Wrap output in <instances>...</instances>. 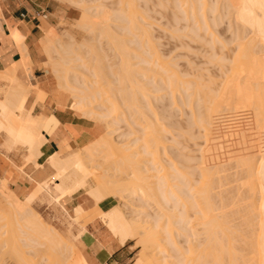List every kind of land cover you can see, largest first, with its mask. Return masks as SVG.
Returning <instances> with one entry per match:
<instances>
[{
  "label": "rangeland",
  "instance_id": "1",
  "mask_svg": "<svg viewBox=\"0 0 264 264\" xmlns=\"http://www.w3.org/2000/svg\"><path fill=\"white\" fill-rule=\"evenodd\" d=\"M195 1L200 2L198 0H195ZM195 1L194 0H183V1L182 0H73V3L75 4V6L81 9L80 18L72 22L61 23L59 26H52L51 29L45 30L43 33L45 34L47 32H51L52 29H54L57 35L58 36L60 35L59 37L64 36L67 33H71L75 36V39H76L75 42H68L67 41L68 37H66V35L65 37H63L64 39L63 42H66V41L67 42L64 43L63 46L56 45L55 48H53V51L51 54L52 58L50 59L51 65L46 64L48 62V59H47L48 56L43 50L42 45L39 41V53H41L40 55L41 70L37 72V77L35 78L32 72L33 60L31 59L28 53V50H25V48L27 47L24 42L25 38L24 37L21 38V34L19 33L18 38H15V39L21 51V55H22L21 59L18 61H13L10 66H7L3 70L0 69V85L3 89L9 88L8 85H10L11 83L10 80L8 81L7 79H4V76L6 75L5 71L9 67L12 66V73H11L12 76L13 75L19 76V74H21V81H23L22 75L28 78L34 77V78H31L33 79L31 80L32 81L31 83L35 85L38 84L37 86L43 89L44 91H46L45 90L46 88L51 87L54 90V93L57 96H59L61 100L63 99L64 104H66V102L69 101V98L71 95L74 96V98H72L71 101L80 102L82 97L85 96V93H84L85 91L87 93L90 88H95V86L98 89L103 90L104 89L103 86L106 85L105 94H104V90L103 92L101 90L100 91L101 94L99 93L101 97L100 95H98L99 97L96 98L97 100H93L91 99V97L89 98V102L93 101L94 105L93 104L87 105V109L93 112V114H88L90 115L88 118H91L92 120H94L95 122H98L101 125L103 133L100 137L106 136L109 132V136L107 135L108 138H110L112 141L114 140L117 143V145H119V147L122 146L123 149H126V148L131 149V147L133 146L132 148L133 150L134 146H136L137 144V147L133 151L131 150V152L129 153L133 152L131 157L134 156L132 158H135V160H136L135 155L137 153L138 154L140 153L139 155L137 154L136 156H138L137 159L140 160V161L138 160V163L141 162L139 164L141 166L140 168L141 171L144 170L142 173L145 174L148 169L150 170V168L151 169L156 168L155 166H157V169H160V171L156 169L154 170L152 169L154 172L152 170H150L152 172L150 171L147 172L144 177L148 178V180H149V177H151V176H148V174L150 175L151 173V175L153 174L152 177H155V175H157L159 172L161 173L163 172L162 174L160 175L158 174V175L160 177L161 176L165 177V179L164 178L163 179L165 181H168V183L170 184H175V183L177 185L178 183L182 184L184 183L183 182L184 180L189 178L190 180L187 179L186 181H189L190 184H192L193 182L196 183L198 181L196 184L194 183L192 184L193 187L195 188V190H193L194 193H198V191H201V190L208 191L209 201L211 202L213 210L212 212L208 213L206 216L202 215L201 213L200 214L196 213L197 210L199 209L207 210L205 207V203H204L205 200L203 199L204 196H202L203 194L200 195L198 193V195L196 196L197 198H194V200L197 201L196 208H191L193 206H191L189 202L187 204L191 207L187 208L188 205H186V202L182 201V203H185L186 205L185 206L186 208L183 207L182 209L181 204L179 203V208H181L183 212L184 210H188L189 215H187L188 213L187 214L185 213V215L187 216L186 218H184L185 219L184 222L187 220L188 216L191 219V222L188 225L189 226L188 228L198 229V230L196 229L195 231L193 230L195 235L193 238L190 237L191 239H193L194 241L193 243L195 244L194 245L192 243L193 246H191L192 244L189 243L190 241L188 242V240L185 237H183L184 239L182 238V236H185L187 234L185 233L186 230H183L182 232V228L179 227L181 225H184L183 224L184 222L181 220L179 223H177L178 220H180L179 217L181 216L179 215L181 214L180 209H179L180 211L179 212L178 209L174 211V209H176L174 208L173 209L174 212H172L171 214L170 213L171 209L169 208L170 209L169 210L163 201H161L162 203H160L159 201L157 202L160 196L159 197L156 196L155 192L157 193V191L154 188H152L151 185H153V182L156 183L157 181H159L158 175L155 178H152V177L150 178V181H151V183L149 182L150 185L148 184V180H146V178H144V180L147 181L145 183H144V180H140V181H143L141 182V184L144 183V185L146 186V190H148L149 187H151L152 190L153 189L155 190V192L148 191L150 192L149 194L152 193V198L149 197L150 196L149 194H147L145 197L143 196L144 197L143 198V197H140L141 195L139 193L140 192L139 189H142L143 187L138 186L140 185L138 184V182L133 184V181H137V179L135 180L133 176L135 174H132L133 171H132L131 166H129V170H131L130 173H125V171L127 172L128 170L125 167L126 164H124L126 160H124V163H120L119 160L122 161V158L119 159V157L117 156L116 158L114 157L115 159L110 157L109 158L110 160L107 159L108 162H106V160L101 159L102 160V163H101V160L97 158L96 156V158L99 160V161L98 160L94 161L95 168L93 167V169L96 170L93 175V177L95 178L94 180H95L96 187L102 190L105 194L109 192V189L114 188L116 192H119V193L117 194L115 192H112L110 197L114 199L116 206L119 205L120 208L122 207L121 209L125 208V211L128 213V215H130V218L135 217V221L136 219L139 221L138 223L135 222L136 225H134L133 231L135 232V234L133 232L132 237H130V239L127 241L129 242L130 240H133L131 243L134 245L131 247V249L133 250L135 249V251L133 252L134 262L138 255H143L147 253V261H148L147 263L148 264L150 263L152 264H157V263L158 264H166V263L167 264H173V263L178 264L180 261L177 263L176 260L178 261L179 257L176 258L175 254H178V252H181V251L185 252L188 249V247L189 248L195 247L194 249L190 248L189 250H187L185 254L183 252L184 257L186 256L185 257L186 259L189 258L186 261L191 262V263L188 262V264H193V263L195 264L196 262L199 264L200 261H202L200 263L206 262V264H218L219 262L217 258L221 259L219 256L221 257L223 256V258L225 259L223 258L222 259L224 263L227 264V263L232 262V255L233 253L235 254V252L238 253L239 257L240 256L242 257L243 255L244 258H241L242 262H239L243 264L244 259L249 258L252 255L250 250L252 246H254L253 245L255 243L254 241H256L257 238L259 237L258 235L261 232L260 228H262V225H263V223H261L262 222L261 217L258 214L259 212H257L258 209H252L253 208L252 205L257 207V205L260 204L259 201H261V196H260L261 192L257 189V191L255 192V197H254L255 200L254 198H251V195H249L250 192L248 190V185H247L248 171L246 169H243L240 166H237V167L235 166V167L230 168L227 171H223L222 173H220L222 174L223 177L219 175L220 181L216 177V175H213L214 178L211 175L214 172V169H215V172L217 169L215 167L213 168L214 159L217 160L218 157H221L222 159H224L225 157L231 154L232 155L240 154V153L248 154V152L250 155L252 154L254 155L257 152V150H259L260 152V147L264 144V141L262 138V135L264 134L262 133L263 125L255 124L256 123V120H255L256 111L258 109H260L261 111H264V93H263L264 92V83H263L264 82V62L261 61V58L263 57V55L261 56V54L263 53V50L261 49L262 45L261 43H259L258 38L254 37L253 39L254 35H252L250 29L242 26L240 23L236 22L233 19L234 13L236 11V7L238 6L237 5L238 0H205V1L201 0L203 1V3L202 2L199 3L200 5L199 4L197 5ZM192 2H195V3L193 4ZM204 2H206L205 5H204ZM96 6H103V7L105 6L104 9H101V14H103L107 10L108 13L111 14L110 15L111 17H115V15L117 16V13H118V16L114 18L115 20L110 17L109 18L110 21H108V24H107L108 26L101 27V28L92 27L88 21H85L84 23H81V21L80 22L78 21V20H81L83 14H87L88 12L90 13L91 11H94ZM121 9L124 10V13H122L123 11H121ZM119 11L121 12V14H124V15L122 16ZM119 17L120 19L117 20ZM205 18L207 19V21ZM203 21L204 22L206 21L207 24L206 22L204 23ZM208 25L210 26L209 28H207ZM213 33H216V34H213ZM70 51H73L74 54L69 55L68 52ZM123 51L127 54L126 58H129V57L133 58L130 61L132 62V60L133 61L135 60L136 63L139 62V65L142 61L141 59H145L143 60L142 62L143 64H141V67L136 65V67H138L141 70H139L136 67H133L135 68L136 75L130 72L131 74H133L132 75L133 78H130V79L134 80L136 83L134 81L129 82L128 79L129 77H131V75L127 78L125 76L127 74H124L122 72L123 70L121 69V65L123 67V64L120 62L123 60L121 58L122 56H124L122 55L124 53ZM155 53L158 54L157 56H159V58L156 55H155L156 57L152 55ZM150 55H152V58L150 57ZM69 56L70 57L74 56V59H76L75 56H77V58L79 57L78 58L79 60L76 59L77 61L76 60H75L76 62L74 61L76 64L75 68L71 67V65L74 62H72L71 65L70 63L67 64V61L68 60L70 61ZM147 58L148 59L150 58V60L152 61L155 59L154 60L155 63L153 62L154 64H152L151 62L149 65L146 64V62L144 63V61L148 60ZM128 60L129 59H127V61ZM135 62H132V63L134 64ZM162 67H165V68H162ZM138 70L140 73L141 72L143 74L145 73V75L147 73L148 74L147 76L153 79L152 82H154V78L155 80H157L156 83L154 82L155 84L153 83L149 84L150 83L148 82L150 80L149 77L148 78L145 77V79L144 77H142L143 79L140 77L142 81L141 83L144 84L142 85L144 88L143 91L145 89H148V91L145 93L144 92L142 93V91H140V89L138 88L139 86H141V83L140 85H138L137 83V80L139 79V74H137ZM112 72L113 73L115 72V74L110 75ZM117 73H119L121 76L117 75ZM105 77H108V78H105ZM115 77H117L118 79H116ZM120 78L122 82L121 80H119ZM124 80L125 81L127 80V81L125 82ZM109 81H110L111 86L108 84ZM144 81H147V83ZM180 81H182V83H180ZM102 82L104 83L102 84ZM233 83L234 84L236 83L235 86L236 87L238 86L239 88L238 89L239 93H238L237 89L235 90L236 87L235 88L233 87L237 94L232 88V86H234ZM131 85H135V88L134 86L130 88ZM101 86L103 88H100ZM108 86L112 87V89ZM256 86L258 88H256ZM107 87L109 88V90ZM133 88H134V92H133ZM115 89H118V90H115ZM124 90L127 91L126 93L129 95H127ZM129 90L132 91L131 92L132 96ZM240 90H242V94L244 93L243 94L244 96L240 93ZM138 91H140L141 93H139ZM229 91H230V95H228ZM113 92L114 94H116L115 96L114 94L111 95V93ZM46 93L48 92L46 91ZM137 93H138L137 95L138 97L135 95ZM36 94H37V91H34L32 93V96L29 98L28 102L26 103L27 105H25V108L21 113L22 119L26 116L29 108L32 106V101ZM252 94L257 95L256 100H251L250 96ZM133 95L136 96V98ZM224 95L226 97L235 96L236 99L235 97L234 98L232 97V98L233 100H237L235 101L237 104L235 103L236 105H232V104L228 105L222 102L224 99ZM242 96L245 101L243 100V98H241ZM132 97H134L135 99L138 98V100L134 101L135 99H133ZM108 98H110V101L112 103L109 101ZM127 99H129V101ZM240 100L243 103L241 102L238 103V101ZM220 101L224 103V105H222ZM133 102H137V103H133ZM218 104H221L222 107H217V106H220ZM253 104L255 105L253 106ZM227 107H228V110H227ZM121 109L122 111H120ZM247 109L251 111L252 117H253L248 124L245 122L239 123V125H236L237 128L228 129L229 131H226V130L220 131L221 135L217 131H215L216 130V119L218 118V116L229 114V113H236V112L238 113L240 111H245ZM74 110L83 115V113L79 111L78 109L74 108ZM116 110L119 112H117ZM206 112H208L207 115L205 114ZM134 113L136 116L134 115ZM209 113H211V116L213 115L212 116L213 119L211 122H208L210 121L209 119L212 118L209 115ZM214 114H216V116ZM88 115L86 114L84 116L87 117ZM124 115L125 117H123ZM202 117L206 118L209 124L205 122L202 123L201 122ZM116 119L118 122H115ZM1 122L2 123L0 124V127L2 126L6 128L10 127L8 122H6L5 119ZM210 123H213V124L210 126ZM165 124L167 127L165 126ZM244 124L246 126L243 127L242 125ZM243 128L245 129V132L247 131L248 133V135L247 133H245L246 134L245 136L246 140L244 139L245 141H243V137L241 136V134H239L240 130L242 133V130H244ZM167 130L170 132H168ZM233 132L235 133L237 132L238 134L234 133L235 135L233 134V136L231 137V134ZM146 133L147 134L149 133L148 135L150 134L151 135L148 136ZM155 133H158V134L155 135ZM225 134L227 136L229 135L230 136L226 137L224 136ZM129 135L131 136V138ZM147 136L150 138L151 136H154L152 137L153 139L151 138L154 142L152 140L146 142V139L148 138ZM172 137H174L175 139ZM180 137L182 138L181 140L179 139ZM225 138H228V139L233 138L234 140L229 139L230 141H228V139H225ZM0 139H1V134H0ZM137 139L139 141L141 139L142 142H139L140 144L136 143ZM167 140L170 142H168ZM157 141H159V144L162 143L161 144L162 146L161 145L159 146ZM149 142H151L150 146L152 150L149 149L148 147ZM1 143L2 142L0 141V158L2 159L4 158L6 162L13 164L14 166H18L22 170L26 169V171H28L27 173L29 174H31L32 171H35L37 168H39V165L28 162L29 161L27 160L28 151L22 143L12 146V148L10 147L11 148V149L9 148L10 150H7L6 149L7 147H4L3 143L2 144ZM143 143L145 144L148 143V144L146 145L147 147L141 149V146L144 145ZM164 143H166L168 146ZM184 144H186L185 145L186 147L184 146ZM243 145L246 146L247 149ZM152 146H155V148L154 147L152 148ZM163 146L165 150L161 149ZM166 147L170 149L167 150ZM81 148L82 150H85L86 148H88V145L83 146ZM147 148H148L147 150L148 152L152 151L153 153L151 152L148 155H147L148 152L143 153V149L146 150ZM138 149H140V152H138L139 151ZM153 149H156V150H153ZM157 149L160 152L157 151ZM126 151L128 153V150ZM154 151L157 155L154 153ZM165 151H168V152L166 153ZM158 152L160 154L162 152L163 156L161 155L162 156L161 157L160 155H158ZM179 152L181 155L179 154ZM183 152L185 153L183 154ZM151 154L152 156L155 155L154 157L156 158V160L151 156ZM185 154L186 156H184ZM140 155L143 157L141 158ZM171 155L172 157L170 158L169 156ZM178 155L180 156L178 157ZM99 156L100 154L98 155V157ZM158 156H160L161 160L159 159ZM185 157L187 159H185ZM256 157L258 156L256 155ZM254 158H255V155H254ZM116 160H118L119 162H115ZM142 160H144V162ZM153 160L156 162H154ZM159 160L162 161L163 164ZM175 160L177 161L175 162ZM182 160L184 161L182 162ZM103 161H104V164H103ZM150 161L152 162L150 163ZM186 161L189 164H187ZM199 161L201 162V164ZM254 161L257 162V158H255ZM177 162L178 163L180 162V163L178 164ZM210 162H212L211 163L212 165L209 164ZM99 163L103 165L104 167H102ZM105 163H108V164L105 165ZM109 163H112V164H109ZM118 163L120 165H118ZM171 163L173 164V166L171 165ZM197 163H198V167H197ZM98 164H99V167H98ZM148 164H149V167L146 168L145 166H148ZM153 164H154V167L152 166ZM190 164L192 165L194 169L192 167H189L191 166ZM160 165L161 166L167 165V168L163 169L164 168L163 166L161 169ZM175 165L176 166L179 165L178 166L179 168L177 167L178 171L176 172V174H178L179 171L180 172L184 171V173L186 174L189 173L188 175L189 177L185 178V176H183L185 179L183 178L184 180H181V181L179 178L177 180H174L175 177L173 174L177 170V169L175 170L176 168ZM206 165H207V168H206ZM142 166H144L146 169L144 167H143L144 169H142ZM209 166L211 169H209ZM112 167H113L112 170L114 171V173H112L113 172L111 170ZM43 168L44 170H50L52 173L54 172L53 169L50 168L47 164L43 166ZM180 169L181 170L184 169V170L181 171ZM211 170L212 172H210ZM117 171L119 172L121 171V172L118 173ZM164 171L165 172L168 171L169 174L165 173ZM115 172L117 174H115ZM218 172L219 170L217 169L216 173L218 174ZM110 174L111 176L109 177ZM130 174H131V177L129 176ZM120 175L123 177H121ZM169 175L171 176V179H169L170 178ZM103 176L105 177L103 178ZM106 177H109L111 179V182L115 180L116 183L115 184L111 183V185H109L110 183L109 182L105 184L104 181ZM111 177H115V178H111ZM49 178H51V176H49L47 179ZM118 178L119 180L120 178H123L122 182H120ZM129 178L134 179V180L132 181ZM112 179L114 180L112 181ZM124 179L127 182H125ZM191 179L192 180L194 179L193 182H191L192 181ZM129 180L130 182H128ZM50 181L51 180L49 179L48 182ZM118 182H119V185L117 184ZM51 185L53 186L54 184L52 183ZM134 186L136 187L138 186L137 187L138 189L136 190L135 189L136 187ZM5 189L6 191H8L7 193L14 194L11 191L12 188L10 189L9 187H7ZM114 189L111 191H115ZM133 190H136L137 192ZM84 192L85 191H82L80 193L83 194ZM120 193H122L120 196L121 198L118 196L120 195ZM153 193L155 194L154 198L157 197L156 201L151 200V199H154ZM215 193H217V195ZM44 194H46V192H44ZM237 195H239L240 197H237ZM139 197L143 198L144 200L140 199ZM67 198L69 197H63L59 201H57L55 199L53 200V198L49 197L48 195L47 196L42 195V196H39L35 200L36 202L34 201V203L31 205L33 210L40 213L45 218L47 223L54 226V228L60 233V234L58 233L59 236L62 235V238L60 237L62 239V242L59 245H55V248H53L54 247L53 244H52L53 245L52 247L49 246L51 243L44 244L46 240L45 241L43 240L44 242H42L41 239H40L41 242L40 241L38 242L40 243V245L36 246L37 244L35 245L33 243L32 246L33 245L35 246L32 247L31 244H29L31 243L29 242V240L28 242L21 241L22 238H24L23 240L25 241L26 236L22 234L21 229L17 224V220L14 219V217H12V215H10L9 212H7V214L5 213L6 211H9L11 209V206L9 204L10 200L2 192V189L0 186V213H3L2 215L3 219L0 221V241L2 239V242H0V247H1L0 248V264H83L82 259L84 258V256L81 254V252L78 251V248L74 242L75 234L73 233L72 228H73V220H75V217L70 212L69 208L66 206L65 199ZM91 199L95 202V204H97L96 200H94L93 198ZM184 200L187 201V199H184ZM192 200L190 202H192ZM251 201H254L255 203ZM145 202H146V205H145ZM156 203H160V204H156ZM223 203L224 204L226 203V204L224 205ZM200 205L202 206L200 207ZM119 206H117V208ZM165 212L167 214L168 213L170 214L166 216L167 214L165 215ZM73 213L76 214L75 211H73ZM242 213L245 215V217H243ZM185 215L183 216L185 217ZM213 217L216 218V222L220 226L218 227V229H216L215 227L214 230L217 234H214L212 236L210 233L207 234V232L205 231V225L203 223L205 221L211 220V218L213 219ZM241 217L242 219H240ZM189 218L188 220L190 221ZM195 218H198V219H195ZM243 219L247 221H244ZM168 220L170 221L168 222ZM172 221L175 223L171 224ZM159 222H161V226ZM167 222L170 223L172 226L168 225ZM259 222L261 223V225ZM241 223L244 225H242ZM253 223H254L253 225L254 228L252 227ZM98 224H100L99 225L100 228L104 226L102 230L104 232H107V234H110L106 225H104L103 218ZM201 224H203L204 227ZM250 225H251V228L253 229H250ZM169 226L171 227L169 228ZM185 226H186V222H185ZM172 227L174 230L172 229ZM145 228H146V233H145ZM171 229L173 230V232ZM199 229H200V233H199ZM201 229L203 230L201 231ZM137 231L138 233L139 232L140 233L138 234ZM203 231L206 233H204ZM256 231L258 233H256ZM170 232H172V234ZM247 232L249 233L247 234ZM173 234L177 236V239L175 238L176 236ZM205 234L208 235V240ZM178 235L180 236L178 237ZM195 236L196 237L198 236V239L200 237V239L196 240L197 238ZM209 236L211 237V239H209ZM216 237H219L218 239L220 240L217 241ZM112 240H114L116 244H118L119 242L116 237L112 238ZM182 240L184 241L182 242ZM209 240L211 243L209 242ZM206 242H209L207 243L208 246ZM234 242H236L237 244L236 243L234 244ZM174 243L176 246L177 245L178 246L176 247ZM73 245L75 246V248H73L74 247ZM179 246H182V247H179ZM184 246H186L187 249ZM231 247L232 249H234L233 247L242 248V251L245 247L247 250L245 249V251L240 252V249H237L240 252L239 253L237 251L234 252V250L236 249L231 251L232 250ZM177 248H179V250H176ZM180 248H181V251H180ZM191 249L193 251H190ZM203 252L205 254H203ZM208 252L210 255L208 254ZM193 253H195V255L198 257L197 259ZM197 253H200V256L197 255ZM244 253H245V256L247 257L244 256ZM172 254L173 256L175 255L173 258L171 257ZM183 254L182 255L178 254V255L183 256ZM186 254H189V256L191 257H188V255ZM255 254L258 255L256 251L254 255ZM192 255H194V257ZM184 257H180V260H182V258ZM199 257L201 258L203 257L202 258L203 260H200L201 258L199 259ZM206 257L208 258L207 259L208 261H204L205 260L204 258ZM192 258H194V261H191L193 260ZM223 261L220 263H223ZM184 262H185V259H184ZM184 262H182V264ZM252 263L257 264V260L256 262L253 261Z\"/></svg>",
  "mask_w": 264,
  "mask_h": 264
},
{
  "label": "bare ground",
  "instance_id": "2",
  "mask_svg": "<svg viewBox=\"0 0 264 264\" xmlns=\"http://www.w3.org/2000/svg\"><path fill=\"white\" fill-rule=\"evenodd\" d=\"M183 1V0H182ZM195 1V0H194ZM198 1H200V2H197V1H195L196 3H197V5L199 4V3H203V1H201V0H198ZM205 1V0H204ZM195 2H192L193 4L195 3ZM187 3V2H186ZM205 3L206 2H204V5H205ZM191 4V3H190ZM237 4V3H236ZM103 5V4H102ZM192 5V4H191ZM190 5V6H191ZM200 5V4H199ZM238 6L236 7V11H235V13H234V20L236 21V22H238V23H240L242 26H244V27H246V28H248V29H250V31H251V33H252V35H254L253 36V39H254V37L255 38H258L259 40V43H261V45H262V50H263V53L261 54V56L263 55V57L261 58V61H263L264 62V0H238V4H237ZM105 6H107V5H105ZM104 6V7H105ZM104 7L103 6H96V8H95V10L94 11H91L90 13L88 12V11H86V12H88L87 14H83L82 15V18H81V20H78L79 22L81 21V23H84L85 21H88L89 23H90V25L92 26V27H94V28H96V27H107L108 25V21H110V15L111 14H109L108 13V11L106 10L103 14H101V9H104ZM189 7V6H188ZM204 7V6H203ZM192 8V7H191ZM85 9V8H84ZM195 9H196V7H195ZM194 10V9H193ZM200 10V9H199ZM121 11H123L122 13H124V10H122L121 9ZM195 11V10H194ZM120 12V11H119ZM85 13V12H84ZM120 14H121V12H120ZM122 16L124 15V14H121ZM117 16H118V13H117ZM116 15H115V17H117ZM115 17H111V18H115ZM123 18V17H122ZM5 19V18H4ZM120 19V17L117 19V20H119ZM201 19H203V18H201ZM206 19V18H205ZM115 20V19H114ZM125 20V19H124ZM206 21H207V19H206ZM205 21V22H206ZM204 22V21H203ZM204 22V23H205ZM80 23V24H81ZM206 24H207V22H206ZM13 26V25H12ZM207 26V25H206ZM1 27V26H0ZM210 26L208 25V27L207 28H209ZM45 31V30H44ZM210 31V30H209ZM19 30H17V29H14L13 30V32H12V36H14L15 38H18V34H19ZM214 32V31H213ZM21 33V32H20ZM33 33V32H32ZM213 34H216V33H213ZM63 35V34H62ZM66 35V37H68V42H75L76 41V39H75V36L73 35V34H71V33H67V34H65ZM65 35L64 36H61V37H59L58 35H57V33H56V31L54 30V29H52V31L51 32H47V33H45V34H43V36L41 37V39H40V43H41V45H42V48H43V50L45 51V53L47 54V56H48V62L46 63V64H49V65H51V63H50V59L52 58V51H53V48H55V46L57 45H59V46H63L64 45V43H66V42H63L64 41V39H63V37H65ZM24 36L21 34V38H23ZM214 39H215V37H214ZM95 40V39H94ZM94 40H93V42H94ZM97 40V39H96ZM151 41V40H150ZM261 41V42H260ZM96 42V41H95ZM150 43V42H149ZM148 43V44H149ZM154 43V42H153ZM261 45H260V47H261ZM152 47H153V45H152ZM253 48V47H252ZM148 49V48H147ZM25 50H27V47L25 48ZM149 50V49H148ZM262 50H260V51H262ZM37 51V50H36ZM124 52V51H123ZM155 52V51H154ZM44 53V54H45ZM125 53V52H124ZM122 54V55H124V56H122L121 58L123 59L120 63H122L123 64V67H122V65H121V69L123 70L122 72L124 73V74H127V75H125L127 78L131 75V77H129V82L130 81H134V80H131L130 78H133V74H131L130 72H132V73H134V75H136V71H135V68H133V67H136V65H138L139 67H141V64H143L142 62H143V60H145V59H141L140 61H141V63H140V65H139V62L138 63H136L135 62V60L133 61L132 60V62H135L134 64L130 61L131 59H133V58H131V57H129V58H126L127 56V54L125 53V54ZM158 53V52H157ZM157 53H155V54H152V55H158ZM68 54L69 55H73L74 54V52L73 51H70V52H68ZM136 54V53H135ZM40 55H41V53H40ZM152 55H150V57L152 58ZM160 55V54H159ZM130 56V55H129ZM132 56V55H131ZM155 56V57H156ZM76 57V59L77 60H79L78 58H77V56H75ZM136 57V56H135ZM139 57V56H138ZM146 57V56H145ZM149 57V56H148ZM158 58H159V56H157ZM161 58V57H160ZM66 59V58H65ZM69 59H70V61L68 60L67 61V64L68 63H70V65H71V63L72 62H74L76 59H74V56H72V57H70L69 56ZM127 59H129L128 61H127ZM148 59V58H147ZM162 59V58H161ZM249 59V58H248ZM76 60V61H77ZM138 60H139V58H138ZM150 58L147 60V61H144V63L146 62V64H150L151 62H152V64H154L155 63V59L152 61V60H150ZM157 60V59H156ZM160 60V59H159ZM75 61V62H76ZM126 61V62H125ZM164 61V60H163ZM75 62L73 63V64H75ZM154 62V63H153ZM162 62V61H161ZM131 63V64H130ZM158 63V62H157ZM71 65V67H76V64L75 65ZM128 65H129V67H128ZM120 66V65H119ZM118 66V67H119ZM130 66H132V67H130ZM163 66V65H162ZM148 67V66H147ZM151 67V66H150ZM136 68H138V67H136ZM143 68V67H142ZM162 68H165V67H162ZM131 69V70H130ZM139 69V68H138ZM137 70V69H136ZM139 70H141V69H139ZM139 70H138V72H137V74H139V79L137 80V83H138V85H140V83L142 82L141 81V79H140V77L142 78V77H144V79H145V77L146 78H148L149 76H147L148 74L146 73V75H145V73L143 74L142 72L140 73L139 72ZM257 71V70H256ZM119 72V71H118ZM126 72V73H125ZM146 72V71H145ZM158 72H160V71H158ZM164 72V71H163ZM195 72V71H194ZM11 73H12V66L11 67H9L6 71H5V76H4V79H7L8 81L10 80V85H8V87L9 88H7V89H3L2 87H1V85H0V122L1 121H3L4 119L6 120V122H8V124H9V128H6V127H2V129H1V131H0V134H1V139H0V141L3 143V145H4V147H7L6 149L7 150H10L11 148H12V146H15V145H17V144H19V143H22L23 145H24V147L27 149V151H28V155H27V160H29L28 162H33L34 164H37L38 165V163H37V159H38V157L42 154V147H43V145L45 144V142L47 141L46 140V138H45V135H44V133H43V131H44V126H45V123H46V121H47V119H48V116H46V115H44V114H34L33 113V107H34V105H36L37 103L36 102H39V101H42V100H44L47 96H48V93H46L43 89H41V88H39L37 85H35V84H33V83H31L32 81L31 80H33V79H31V78H34V77H31V78H28V77H25V76H23L22 75V80L23 81H21V74H19V76H15V75H11ZM160 73H162V72H160ZM182 73V72H181ZM193 73V72H192ZM112 74H115V72L113 73H111L110 75H112ZM155 74H156V72H155ZM184 74V73H183ZM108 75V74H107ZM106 75V76H107ZM117 75H120L119 73H117ZM143 75V76H142ZM149 75H150V73H149ZM185 75H186V73H185ZM114 76V75H113ZM121 76V75H120ZM119 76V77H120ZM162 76V75H161ZM109 77V76H108ZM108 77H105V78H108ZM123 77V76H122ZM135 77H137V76H135ZM134 77V78H135ZM159 77V76H158ZM116 79H118L117 77H115ZM125 78V77H124ZM150 78V80L148 81V82H150L149 84H155L156 83V81L157 80H155V78H154V82H152L153 81V79L151 78V77H149ZM111 79V78H110ZM143 79V78H142ZM157 79V78H156ZM102 80V79H101ZM100 80V81H101ZM103 80H104V78H103ZM108 80V79H107ZM119 80H121V78L119 79ZM147 80V79H146ZM164 80V79H163ZM180 80V79H179ZM178 80V81H179ZM111 81V80H110ZM110 81L108 82V84L110 85ZM125 81V80H124ZM127 81V80H126ZM125 81V82H126ZM167 81V80H166ZM256 81V80H255ZM112 82V81H111ZM121 82H122V80H121ZM135 82V81H134ZM133 82V83H134ZM144 82H146L147 83V81H144ZM184 82V81H183ZM252 82V81H251ZM104 82H102V84H103ZM114 83V82H113ZM112 83V84H113ZM136 83V82H135ZM145 83V84H146ZM180 83H182V81H180ZM264 83V82H263ZM107 84V83H106ZM128 84V83H127ZM164 84V83H163ZM250 84H252V83H250ZM98 85V84H97ZM115 85V84H114ZM114 85H112V86H114ZM117 85V84H116ZM142 85H144V84H142L141 83V86H139L138 88L140 89V91H142V93L144 92H147L148 91V89H145L144 91H143V86ZM147 85V84H146ZM231 85V84H230ZM233 85L234 86H232V88L234 87H236L235 85H236V83L234 84L233 83ZM258 85V84H257ZM111 86V85H110ZM110 86H108V87H110ZM134 86V88H135V85H131V87L130 88H132ZM167 86H168V84H167ZM252 86V85H251ZM99 87V86H98ZM104 87V94H105V88H106V85L105 86H103ZM102 86L100 87V88H103ZM107 87V88H108ZM116 87V86H115ZM114 87V88H115ZM129 87V86H128ZM142 89H141V88ZM164 87V86H163ZM22 88V89H21ZM51 88V87H50ZM111 89H112V87H110ZM130 88H128V89H130ZM134 88H133V92H134ZM153 88V87H152ZM156 88V87H155ZM231 88V89H232ZM234 88H233V90H234ZM241 88V87H240ZM256 88H258L257 86H256ZM110 89V90H111ZM123 89V88H122ZM127 89V90H128ZM157 89V88H156ZM159 89V88H158ZM237 89V92H238V86L235 88V90ZM102 90V89H101ZM100 89H98L96 86H95V88H90L89 90H88V92L86 93V91L84 92L85 93V96H83L82 97V99H81V101L79 102V101H71V99L72 98H74V96H72L71 94V96H70V98H69V100L71 101V106H73L74 108H76V109H78L79 111H81L82 113H83V115H88V114H93V112L92 111H89L88 109H87V105L88 104H90V105H94V103H93V101H90L89 102V98L91 97V99H93V100H97L96 98H98L99 96L98 95H100L101 93H100V91H101ZM103 90H102V92H103ZM108 90H109V88H108ZM114 90V89H113ZM115 90H118V89H115ZM126 90V89H125ZM124 90V91H125ZM164 90H165V88H164ZM234 90V91H235ZM247 90H249V89H247ZM260 90V89H259ZM258 90V91H259ZM34 91H37V94L34 96V100H33V102H32V106L30 107V109L28 110V112H27V114H26V116L22 119L21 118V113H22V111L24 110V108H25V105H27L26 103L28 102V100H29V98L32 96V93L34 92ZM120 91V90H119ZM130 91V90H129ZM140 91H138L139 93H141ZM153 91V90H152ZM163 91V90H162ZM245 91V90H244ZM111 92V91H110ZM117 92V91H116ZM121 92V91H120ZM123 92V91H122ZM127 91H125V93H126ZM132 91H130V93H131ZM136 92V91H135ZM260 92V91H259ZM64 93V92H63ZM100 93V94H99ZM129 93V92H128ZM149 93V92H148ZM153 93V92H152ZM235 93H236V91H235ZM239 93V92H238ZM240 93L242 94V90H240ZM246 93V92H245ZM264 93V92H263ZM103 94V95H104ZM112 94H114V92L113 93H111V95ZM127 94V93H126ZM134 94V93H133ZM151 94V93H150ZM237 94V93H236ZM244 94V93H243ZM242 94V95H243ZM259 94H261V93H259ZM110 95V94H109ZM108 95V96H109ZM116 94H114V96H115ZM123 95V94H122ZM127 95H129V94H127ZM126 95V96H127ZM136 96L138 95V93L137 94H135ZM146 95H147V93H146ZM149 95V94H148ZM161 95V94H160ZM227 95V94H226ZM228 95H230V91L228 92ZM234 95V94H233ZM68 96V95H67ZM107 96V95H106ZM131 96H132V93H131ZM131 96H129V97H131ZM134 96V95H133ZM136 96H134L135 98H136ZM139 96H141V95H139ZM244 96V95H243ZM243 96L241 97V98H243ZM262 96V95H261ZM100 97H101V95H100ZM128 97V98H129ZM134 97H132L133 99H135ZM138 97V96H137ZM233 96H231V97H226L225 95H224V99H223V101L222 102H224L225 104H228V105H236L237 103L235 102V101H237V100H233V98L235 97H233ZM240 97V96H239ZM263 97V96H262ZM111 98V97H110ZM110 98H108L109 99V101H110ZM250 98H251V100H256L257 99V95L256 94H252L251 96H250ZM90 99V100H91ZM112 99H113V97H112ZM116 99V98H115ZM164 99H165V97H164ZM235 99H236V97H235ZM59 100V99H58ZM63 100V99H62ZM68 100V99H67ZM128 101H129V99H127ZM138 100V98L137 99H135L134 101H137ZM163 100V99H162ZM242 100V99H241ZM238 101V103L239 102H241V103H243L242 101ZM243 100H244V98H243ZM53 101V100H52ZM61 101V100H60ZM245 101V100H244ZM59 102V101H58ZM63 102V101H62ZM111 102V101H110ZM114 102V101H113ZM116 102V101H115ZM152 102V101H151ZM221 102V101H220ZM221 102V104L222 105H224V103H222ZM249 102H250V100H249ZM36 103V104H35ZM112 103V102H111ZM128 103V102H127ZM132 103V102H131ZM133 103H137V102H133ZM234 103V104H233ZM236 103V104H235ZM246 103V102H245ZM45 104V103H44ZM221 104H218V105H220V106H217V107H222L221 106ZM41 105V104H40ZM128 105V104H127ZM132 105V104H131ZM130 105V106H131ZM134 105V104H133ZM137 105V104H136ZM255 104H253V106H254ZM257 105V104H256ZM119 106V105H118ZM129 106V105H128ZM141 106V105H140ZM144 106V105H143ZM154 106V105H153ZM160 106V105H159ZM166 106V105H165ZM43 107H44V105H43ZM89 107V106H88ZM127 107V106H126ZM151 107V106H150ZM229 107V106H228ZM228 107H227V110H228ZM240 107V106H239ZM256 107V106H255ZM118 108V107H117ZM121 108V107H120ZM216 108V107H215ZM230 108H231V106H230ZM116 109V108H115ZM132 109V108H131ZM134 109H136V108H134ZM139 109V108H138ZM143 109V108H142ZM148 109V108H147ZM224 109V108H223ZM118 110V109H117ZM116 110V111H117ZM238 110V109H237ZM253 110V109H252ZM256 110V109H255ZM120 111H122V109L120 110ZM147 111V110H146ZM155 111H156V109H155ZM203 111V110H202ZM223 111H225V110H223ZM239 111V110H238ZM245 111H248L249 112V114H251L250 116H251V119L253 118L252 117V113H251V111H249L248 109L247 110H245ZM117 112H119V111H117ZM124 112H125V110H124ZM123 112V113H124ZM139 112V111H138ZM204 112V111H203ZM241 112V111H240ZM157 113V112H156ZM169 113V112H168ZM237 113V112H236ZM206 115L208 114V112H206L205 113ZM235 114V113H234ZM131 115V114H130ZM134 115H135V113H134ZM172 115H173V113H172ZM201 115V114H200ZM209 115L211 116V113H209ZM215 116H216V114H214ZM90 115H88L87 117H89ZM106 116V115H105ZM136 116V115H135ZM157 116H158V114H157ZM209 116V117H210ZM213 116V115H212ZM211 116V117H212ZM222 116V115H221ZM221 116H218V118L216 119V123H217V121H218V119L221 117ZM123 117H125V115L123 116ZM123 117H121V118H123ZM155 117V116H154ZM204 117V116H203ZM201 118V122L202 123H207V124H209L208 122H211L212 121V119H213V117L211 118V119H209L210 121H208V120H206V118ZM145 118H147V117H145ZM214 118H216V117H214ZM255 120H256V123L255 124H258V125H263V127H262V133H264V111H261L260 109H258L257 111H256V113H255ZM118 119H119V117H118ZM127 119V118H126ZM162 119H164V118H162ZM251 119H249V121L251 120ZM115 120V119H114ZM113 120V121H114ZM129 120V119H128ZM135 120H136V118H135ZM140 120V119H139ZM120 121V120H119ZM138 121V120H137ZM208 121V122H207ZM115 122H118L117 121V119H116V121ZM114 122V123H115ZM143 122V121H142ZM160 122V121H159ZM162 122V121H161ZM164 122V121H163ZM214 122V121H213ZM155 123V122H154ZM154 123H152V124H154ZM252 123V122H251ZM213 123H210V126L212 125ZM248 124V123H247ZM160 125H161V123H160ZM165 126H166V124H165ZM216 126H217V124H216ZM243 127L244 126H246L245 124L244 125H242ZM160 127V126H159ZM167 127V126H166ZM150 128H152V127H150ZM155 128V127H154ZM171 128V127H170ZM237 128V127H236ZM248 128V127H247ZM255 128V127H254ZM156 129V128H155ZM231 129V128H230ZM242 129V128H241ZM244 129V128H243ZM160 130V129H159ZM207 130H209V129H207ZM223 130H226V131H229L228 129H222L221 131H223ZM237 130V129H236ZM250 130V129H249ZM148 131V130H147ZM146 131V132H147ZM168 131V130H167ZM253 131V130H252ZM128 132V131H127ZM131 132V131H130ZM129 132V133H130ZM137 132V131H136ZM135 132V133H136ZM156 132V131H155ZM168 132H170V131H168ZM171 132H172V130H171ZM218 132V131H217ZM232 132V131H231ZM107 133V132H106ZM126 133V132H125ZM124 133V134H125ZM224 133H225V131H224ZM230 133V132H229ZM228 133V134H229ZM235 132H233L232 134H231V137L233 136V134H234ZM237 133V132H236ZM235 133V134H236ZM245 133H247V131L245 132V129L244 130H242V133H241V130H240V132H239V134H241V136L243 137V141H245L246 139H245V136H246V134ZM253 133V132H252ZM147 134V133H146ZM149 134V133H148ZM147 134V135H148ZM153 134V133H152ZM156 134H158V133H155V135ZM234 134V135H235ZM238 134V133H237ZM254 134V133H253ZM108 136H109V132H108V134H107ZM102 136V137H99L98 139H96V140H94L91 144H89L88 145V148H86L85 150H82V148L80 147V150H78V151H76V152H72V153H69V154H67V155H65V156H62V155H60V153H55L54 155H52L50 158H48V160H47V165L50 167V168H52L53 169V173L51 174V178H49L51 181L50 182H48L49 181V179H47V177L46 178H44L43 180H41V181H39V183H38V186L33 190V191H30L29 193H27V194H25L22 198L21 197H18V196H16L15 194H12V193H7L8 191H6V189L5 188H7L8 187V181H6V180H2L1 181V189H2V192L7 196V198L10 200V202H9V204H10V206H11V209L9 210V211H6L5 213L7 214V212H9L10 213V215H12V217H14V219H16L17 220V224H18V226L20 227V229H21V232H22V234H24L25 236H26V238H25V241L23 240L24 238H22V240L21 241H23V242H28V240H29V242H31V243H29V244H31V246H32V244L34 243L36 246H38V245H40V243H38L39 241H40V239L42 240V242H44L45 240L46 241H48V242H44V244H48V243H51L49 246H53L54 245V247L53 248H55V245H59L61 242H62V235H58V231L54 228V226H52V225H50L49 223H47V221L45 220V218L40 214V213H38V212H36V211H34L33 210V208L31 207V205L34 203V201L39 197V196H42V195H48L49 197H52L53 198V200L55 199V200H57V201H59L61 198H63V197H73V196H75L76 194H78V193H80V192H82V191H85L86 192V194L90 197V198H93L94 200H96V202L98 203V202H100V201H103V200H105L106 198H108V197H110V195H111V193L112 192H115V193H119V192H116V190L114 189V188H111V189H109V192H107V194H105L102 190H100L99 188H97L96 187V185H95V178L93 177V175H94V173H95V171L96 170H94L93 169V167H94V161H97L98 159L97 158H99L100 160L102 159V160H106V162H108L107 161V159H109L110 157L111 158H113V159H115L117 156L119 157V159H121L122 158V161L121 160H119L118 158V160L120 161V163H124V160H126L125 161V163L124 164H126V166L125 165H123V166H125L126 167V169H128L129 170V166H131V168H132V171H133V173L132 174H135V175H133L134 176V178H135V180L137 179V181H133L134 179H130V180H132L133 181V184L134 183H136V182H138V184H140V185H138V186H140V187H143L142 189H139L140 190V197H145L147 194H149L150 192H152V191H154L155 192V190L157 191V193L155 192V194H156V196H160L159 197V199L157 200V202L159 201L160 203H162L161 201H163L164 203H165V205L168 207V209L170 208L171 209V211H170V213L172 214V212H174V211H176L177 209H178V211H179V209H180V211H181V214H179V215H181L179 218H180V220H178V222H177V220H176V222L177 223H179L181 220L184 222V218H186V216L187 215H189V213H188V210H184V212L181 210V208L183 209V207H185L186 205H188L187 203L189 202L190 204H191V206H193V207H191V206H189L188 205V207L187 208H189V207H191V208H196L197 207V201H195L194 200V198H197L196 196L198 195V193L200 194V195H202V196H204L203 197V199L205 200L204 201V203H205V207H206V209L207 210H205V209H199V210H197V212L196 213H201L202 215H207L208 213H210V212H212V210H213V207H212V205H211V202L209 201V195H208V191L207 190H201V191H198V193H194L193 192V190H195V188L193 187V180L191 181V182H193L192 184H190V182L189 181H186L187 179H189V178H187L186 180H184L186 177H189L188 175H189V173L188 174H186V173H184V171H182V170H184V169H180L182 172H178V174H176V172L178 171V169H177V167L179 166V165H175L176 166V168H175V173L173 174L172 172V174L174 175V177H175V179L174 180H177L178 178L180 179V181L181 180H184L183 182L184 183H182V184H179L178 183V185L175 183V184H170V183H168V181H165L164 179H165V177H160L159 175L160 174H162L161 172H159L157 175L159 176L158 177V179H159V181H155L156 183H154L153 182V185H155V184H157V185H155V186H153V185H151L152 186V188H154L153 190L151 189V187H149V189L148 190H146V186L144 185V183L145 182H147V181H145L144 180V178H146V177H144L145 176V174L147 173V172H149L150 170H152L151 168H150V170L148 169L147 170V172L145 173V174H143L142 172L144 171V170H142L141 171V166L139 165L140 163H138V160L139 159H137L138 158V156H136L135 154H133V155H135V157H136V160H135V158H132V157H134V156H132L131 157V155H132V153H129V152H131V150H132V148H133V146L131 147V149H123L122 148V146H120L119 147V145H117V143L113 140H111L110 138H108V136ZM136 135V134H135ZM151 135V134H150ZM150 135H148V136H150ZM162 135V134H161ZM166 135V134H165ZM165 135H163V136H165ZM167 135H168V133H167ZM175 135V134H174ZM173 135V136H174ZM185 135H186V133H185ZM221 135V134H220ZM247 135H248V133H247ZM252 135V134H251ZM130 136V135H129ZM141 136H143V135H141ZM147 136V137H148ZM158 136V135H157ZM177 136V135H176ZM217 136V135H216ZM219 136V135H218ZM224 136H226V137H229V136H227L226 134L224 135ZM250 136V135H249ZM253 136V135H252ZM258 136V135H257ZM152 137H154V136H151V138ZM182 137V136H181ZM179 138L180 140L182 139V138ZM220 137V136H219ZM241 137V138H242ZM248 137V136H247ZM251 137V136H250ZM130 138H131V136H130ZM137 138V137H136ZM141 138V137H140ZM145 138H146V136H145ZM148 138H150V137H148ZM147 138V139H148ZM146 139V142H148V141H151L152 139ZM172 138H174V137H172ZM235 138V137H234ZM240 138V137H239ZM238 138V139H239ZM262 138H263V141H264V134L262 135ZM126 139V138H125ZM128 139V138H127ZM160 139V138H159ZM175 139V138H174ZM225 139H228V138H225ZM230 139V138H229ZM228 139V141H230V140H232V139H230L229 140ZM245 139V140H244ZM157 140V139H156ZM164 140V139H163ZM178 140V139H177ZM179 140V141H180ZM234 140V139H233ZM241 140V139H240ZM144 141V140H143ZM153 141V140H152ZM168 141V140H167ZM175 141V140H174ZM224 141V140H223ZM134 142V141H133ZM139 142H142V140L140 139V141L137 139V142L136 143H139ZM145 142V141H144ZM154 142V141H153ZM158 142V144H159V141H157ZM156 142V143H157ZM163 142V141H162ZM164 142H166V141H164ZM168 142H170V141H168ZM237 142V141H236ZM1 143V144H2ZM122 143H124V142H122ZM135 143V144H136ZM150 143L151 142H149V145H148V147H149V149H151V146H150ZM177 143H178V141H177ZM182 143V142H181ZM238 143V142H237ZM242 143H244V142H242ZM140 144V143H139ZM139 144H138V146H139ZM144 145L143 146H141V149L142 148H145V147H147L146 145L148 144H145V143H143ZM162 144V143H161ZM161 144H159V146L161 145ZM164 144H166V143H164ZM163 144V145H164ZM246 144V143H245ZM249 144V143H248ZM250 144H251V142H250ZM7 145V146H6ZM86 145V144H85ZM124 145V144H123ZM153 145H155V144H153ZM167 145V144H166ZM186 144H184V146H185ZM87 146V145H86ZM125 146V145H124ZM162 146V145H161ZM168 146V145H167ZM177 146V145H176ZM244 146V145H243ZM11 147V148H10ZM137 147V144H136V146H134V149ZM155 148V146H152V148ZM171 147V146H170ZM173 147V146H172ZM178 147V146H177ZM180 147V146H179ZM183 147V146H182ZM186 147V146H185ZM244 147H246V146H244ZM249 147V146H248ZM10 148V149H9ZM85 148V147H84ZM159 148V147H158ZM133 149V150H134ZM161 149H163V150H165L164 149V146L161 148ZM160 149V150H161ZM166 149L168 150V149H170V148H167L166 147ZM182 149V148H181ZM246 149H247V147H246ZM259 149V148H258ZM125 150V151H124ZM126 150H128V153H127V151ZM132 150V151H133ZM139 151L138 152H140V149H138ZM148 150V148L145 150V149H143V153L145 152H148L147 151ZM152 150V149H151ZM153 150H156V149H153ZM172 150V149H171ZM170 150V151H171ZM178 150V149H177ZM245 150V149H244ZM254 150V149H253ZM157 151H159L158 149H157ZM176 151V150H175ZM180 151V150H179ZM182 151V150H181ZM252 151V150H251ZM44 152V151H43ZM127 154H126V153ZM152 152V151H151ZM151 152H148L147 153V155L148 154H150ZM160 152V151H159ZM158 152V155H162L163 153L161 152V154ZM166 153L168 152V151H165ZM244 152V151H243ZM153 153V152H152ZM154 153H155V151H154ZM178 153V152H177ZM185 152H183V154H184ZM259 153V154H258ZM100 154V156L98 157V155ZM125 154V155H124ZM130 156H129V155ZM140 154V153H139ZM138 154V155H139ZM156 154V153H155ZM179 154H180V152H179ZM116 155V156H115ZM121 155V156H120ZM157 155V154H156ZM170 155V154H169ZM181 155V154H180ZM180 155H178V157L180 156ZM188 155V154H187ZM229 155V154H228ZM254 155H255V158H257V162H255L254 161ZM252 154V155H250L249 154V152H248V154L247 153H240V154H231V155H229V156H227V157H225L224 159H222L221 157H218V159L216 160V159H214V161H213V168L215 167V168H217L218 170H219V172H218V174L216 173L217 172V169H216V172H215V169H214V174L212 173L211 175H212V177H213V175H216V177L219 179V177L220 176H222V174H220V173H222L223 171H227V170H229L230 168H232V167H237V166H240V167H242L243 169H246L247 171H248V181H247V185H248V190H249V195H251V198H254L255 197V192L257 191V189L261 192L260 194V196H261V201H259V205H257V207L256 206H254V205H252L253 206V208H252V206H251V208L252 209H258L257 210V212H259L258 214L260 215V217H261V220H262V222L261 223H263V225H262V228H260V230H261V232H260V234L258 235L259 237L257 238V240L256 241H254L252 244L254 245V246H252V248H251V250H250V252H251V256L249 257V258H245L244 259V263L243 264H253L252 262L253 261H255L256 262V260H257V264H264V144L260 147V152H259V150H257V152L255 153V154ZM256 155L258 156V157H256ZM96 156H97V158H96ZM141 156V155H140ZM151 156H152V154H151ZM155 156V155H154ZM154 156H152L155 160H156V158L154 157ZM160 156H158L159 157V159L161 160V158H160ZM163 156V155H162ZM161 156V157H162ZM174 156V155H173ZM184 156H186V154L184 155ZM87 157H88V159H87ZM115 157V158H114ZM124 157V158H123ZM132 159H131V158ZM143 156H141V158H142ZM170 158L172 157V155L171 156H169ZM177 157V156H176ZM193 157V156H192ZM127 158V159H126ZM167 158V157H166ZM169 158V159H170ZM174 158V157H173ZM172 158V159H173ZM181 158V157H180ZM203 158V157H202ZM217 158V157H216ZM144 159V158H143ZM168 159V158H167ZM166 159V160H167ZM176 159H178V158H176ZM182 159V158H181ZM185 159H187L186 157H185ZM184 159V160H185ZM102 160H101V163H102ZM110 160V159H109ZM118 160H116L115 162H119ZM159 160V161H160ZM164 160H165V158H164ZM174 160V159H173ZM180 160V159H179ZM178 160V161H179ZM184 160H182V162L184 161ZM99 161V160H98ZM111 161H112V159H111ZM110 161V162H111ZM127 161H128V163H127ZM140 161V160H139ZM143 162H144V160H142ZM154 161V160H153ZM168 161V160H167ZM177 160H175V162H176ZM188 161H189V159H188ZM152 161H150V163H151ZM154 162H156V161H154ZM158 162V161H157ZM160 162H162V161H160ZM166 162V161H165ZM181 162V161H180ZM179 162V163H180ZM181 162V163H182ZM187 162V161H186ZM191 162V161H190ZM197 162H198V160H197ZM200 162V161H199ZM138 163V164H137ZM173 163V162H172ZM171 163V165L173 166V164ZM178 163V162H177ZM178 163V164H179ZM185 163V162H184ZM204 163V162H203ZM212 162H210L209 164H211ZM96 164V163H95ZM100 164V163H99ZM99 164H98V167H99ZM103 164H104V161H103ZM106 164H108V163H105V165ZM109 164H112V163H109ZM130 164V165H129ZM144 164V163H143ZM154 164H156V163H154ZM154 164L152 165L153 167H154ZM162 164H163V162H162ZM161 164V165H162ZM187 164H189L188 162H187ZM200 164H201V162H200ZM208 164V165H209ZM97 165V164H96ZM101 165V164H100ZM118 165H120L119 163H118ZM158 165V164H157ZM160 165V166H161ZM165 165V164H164ZM163 165V166H164ZM168 165V164H167ZM167 165L166 166H164V168L163 169H165V168H167ZM181 165V164H180ZM191 165V164H190ZM212 165V164H211ZM215 165H217V166H215ZM102 167H104L103 165H101ZM110 166V165H109ZM127 166H128V168H127ZM163 166H161V169H162V167ZM188 166V165H187ZM194 166V165H193ZM43 167V166H42ZM101 167V168H102ZM108 167V166H107ZM120 167V166H119ZM144 166H142V169H144L145 167L147 168V167H149V164H148V166H145L144 168H143ZM156 168H154V169H156V170H159L160 171V169H157V166H155ZM189 167H192V165L191 166H189ZM197 167H198V163H197ZM95 168V167H94ZM106 168V167H105ZM104 168V169H105ZM121 168V167H120ZM145 168V169H146ZM159 168V167H158ZM174 168V167H173ZM179 168V167H178ZM193 168V167H192ZM206 168H207V165H206ZM241 168V169H242ZM103 169V168H102ZM108 169V168H107ZM113 169V167L111 168V170ZM153 169V170H154ZM194 169V168H193ZM196 169V168H195ZM209 169H211L210 168V166H209ZM116 170V169H115ZM127 170V172L125 171V173H130V171L131 170H129L128 171ZM152 170V171H153ZM172 170V169H171ZM170 170V171H171ZM107 171V170H106ZM109 171V170H108ZM113 171V170H112ZM121 171H123V170H121ZM120 171V172H121ZM152 171H150V172H152ZM193 171V170H192ZM103 172H104V170H103ZM118 173H120L119 171H117ZM154 172V171H153ZM165 172V171H164ZM186 172V171H185ZM194 172H195V170H194ZM210 172H212V170L210 171ZM112 173H114V171L112 172ZM111 173V174H112ZM125 173H123V174H125ZM138 173H139V175H138ZM155 173H156V171H155ZM165 173H168V171L167 172H165ZM202 173V172H201ZM225 173V172H224ZM106 174H107V172H106ZM111 174L109 175V177L111 176ZM115 174H117L116 172H115ZM114 174V175H115ZM169 174V173H168ZM186 174V175H185ZM226 174H228V173H226ZM119 175V174H118ZM122 175V174H121ZM120 175V176H121ZM125 175H127V174H125ZM153 175V174H152ZM152 175H151V173H150V175L148 174V176H151L152 177ZM157 175H155V177H157ZM167 175V174H166ZM172 175V176H173ZM194 175V174H193ZM201 175H203V174H201ZM207 175V174H206ZM220 175V176H219ZM236 175V174H235ZM106 176V175H105ZM105 176H103V178L105 177ZM130 177H131V174L129 175ZM147 176V175H146ZM147 176V177H148ZM170 176V175H169ZM183 176H185V178L183 177ZM210 176V175H209ZM228 176V175H227ZM109 177H106L105 178V181H104V183L106 184V183H109V185H111V183H116V181L114 180V179H112V181L113 182H111V179L109 178ZM121 177H123V176H121ZM126 177V176H125ZM151 177H149V180H148V178H146V180H148V184H149V182L151 183V181H150V178ZM155 177H152V178H155ZM223 177V176H222ZM230 177V176H229ZM240 177V176H239ZM107 178H109V179H107ZM111 178H115V177H111ZM133 178V177H132ZM164 178V179H163ZM184 178V179H183ZM191 178V177H190ZM214 178V177H213ZM4 179V178H3ZM116 179H117V177H116ZM169 179H171V176H170V178ZM118 180H119V178H118ZM117 180V181H118ZM122 180H123V178H120V182H122ZM130 180L128 181V182H130ZM140 180H144V183L143 184H141V182H143V181H140ZM152 180V179H151ZM156 180V179H155ZM190 180V179H189ZM214 180V179H213ZM224 180V179H223ZM234 180V179H233ZM241 180V179H240ZM124 181H125V179H124ZM179 181V180H178ZM177 181V182H178ZM219 181H220V179H219ZM236 181H237V179H236ZM239 181V180H238ZM125 182H127V181H125ZM140 182V183H139ZM198 182V181H197ZM196 182V183H197ZM228 182H229V180H228ZM54 184L53 186L51 185V184ZM196 183H194V184H196ZM233 183V182H232ZM118 185H119V182L117 183ZM147 184V185H148ZM142 185V186H141ZM150 185V184H149ZM238 185H239V183H238ZM238 185H237V187H238ZM137 186V187H138ZM144 186H145V188H144ZM241 186V185H240ZM134 187H136V186H134ZM135 188L136 190L138 189V188ZM147 188H148V186H147ZM157 188H158V190H157ZM231 188V187H230ZM49 189H51V190H49ZM115 190V191H111V190ZM243 189V188H242ZM136 190H133V191H136ZM238 190V189H237ZM241 190V189H240ZM148 191H150V192H148ZM242 191V190H241ZM44 192H46V194H44ZM84 192V193H85ZM137 192V191H136ZM135 192V193H136ZM160 192V193H159ZM240 193H242V192H240ZM239 193V194H240ZM109 194V195H108ZM117 194H116V196H117ZM121 194L122 193H120V195H118L119 197L121 196ZM154 193H153V198H154V195H155ZM216 195H217V193H215ZM224 194V193H223ZM244 194V193H243ZM246 194V193H245ZM80 195V194H79ZM150 195V196H149ZM148 196L150 197V198H152V193L151 194H149ZM241 195V194H240ZM139 197V198H140ZM143 197V198H144ZM220 197V196H219ZM237 197H240L239 195H237ZM242 197V196H241ZM250 197V196H249ZM41 198V197H40ZM121 198V197H120ZM143 198H140V199H143ZM157 198V197H156ZM156 198H154V199H151V200H155L156 201ZM223 198V197H222ZM251 198H250V200H251ZM184 199H187V201H185ZM192 200V202H190L191 200ZM144 200V199H143ZM150 200V199H149ZM254 200H255V198H254ZM182 201L183 202H186V205H185V203H182ZM236 201H237V199H236ZM36 202V201H35ZM251 202H253V203H255L254 201H251ZM152 203V202H151ZM155 203V202H154ZM160 203H156V204H160ZM179 203L181 204V208H179ZM219 203V202H218ZM252 203V204H253ZM202 204H203V202H202ZM220 204V203H219ZM224 204V203H223ZM226 204V203H225ZM224 204V205H225ZM233 204V203H232ZM145 205H146V202H145ZM144 205V206H145ZM148 205V204H147ZM117 206H119V205H117ZM117 206H115V207H113V208H111L110 210H108V211H106V212H103L102 213V218H103V220H104V224L106 225V227H107V229L109 230V232H110V234H107V235H105V234H103L102 233V231L101 230H99V229H97V231H96V234L97 235H100V237H102L101 239H103V241L105 242V244H106V246L112 251V245H110L109 244V241L112 239V238H114V237H116L117 239H118V243L119 244H126V242L130 239V237H132V235H133V230H134V225H136L135 224V222L136 223H138L139 221L136 219V221H135V217H132V218H130V215H128V213L125 211V208L124 209H121L120 208V206L118 207V208H120V209H118L117 208ZM202 205H200V207H201ZM227 206H228V204H227ZM124 207V206H123ZM234 207V206H233ZM255 207V208H254ZM174 208H176V209H174ZM186 208V207H185ZM225 208V207H224ZM242 208V207H241ZM249 208V207H248ZM162 209V208H161ZM169 209V210H170ZM173 209H174V211H173ZM238 209V208H237ZM245 209V208H244ZM250 209V208H249ZM248 209V210H249ZM251 209V210H252ZM84 210H85V208L83 207V206H81V205H79V206H76V208H75V213L76 214H80V213H82V212H84ZM231 210V209H230ZM164 211V210H163ZM179 211V212H180ZM190 211V210H189ZM229 211V210H228ZM239 211V210H238ZM250 211V210H249ZM248 211V212H249ZM183 212V213H182ZM224 212V211H223ZM227 212V211H226ZM234 212H235V210H234ZM170 213H168V214H170ZM185 213L187 214V215H185ZM238 213V212H237ZM247 213V212H246ZM167 213L165 212V215H166ZM168 214L166 215V216H168ZM230 214V213H229ZM233 214V213H232ZM243 214V213H242ZM242 214H240V215H242ZM3 213H0V221L3 219ZM183 215H185V217L183 216ZM236 215V214H235ZM251 215V214H250ZM249 215V216H250ZM176 216V215H175ZM175 216H173V217H175ZM192 216V215H191ZM220 216V215H219ZM218 216V217H219ZM222 216V215H221ZM252 216H253V214H252ZM162 217V216H161ZM169 217H170V215H169ZM171 217H172V215H171ZM237 217H239V216H237ZM243 217H245V215L243 214ZM251 217V216H250ZM188 218H189V216H188ZM188 218H187V220L185 221L186 222V226H185V222L183 223L184 225H181V226H179V227H181L182 228V232H183V230H186V232L185 233H187L185 236H182V238L183 237H185L187 240H188V242L189 243H193L194 241H193V239H191L190 237H194V235H195V233L193 232V230L195 231L196 229H192V228H188L189 226V224H190V222H191V219H190V221L188 220ZM236 218V217H235ZM248 218V217H247ZM170 219V218H169ZM193 219V218H192ZM195 219H198V218H195ZM223 219V218H222ZM224 219H225V217H224ZM240 219H242V217L240 218ZM239 219V220H240ZM172 220V219H171ZM218 220V219H217ZM227 220V219H226ZM244 221H247V220H245V219H243ZM167 221V220H166ZM170 220H168V222H169ZM194 221V220H193ZM224 221V220H223ZM233 221V220H232ZM237 221V220H236ZM241 221V220H240ZM250 221V220H249ZM253 221V220H252ZM167 222V223H168ZM197 222V221H196ZM254 222V221H253ZM172 223H175V222H171V224ZM200 223H202V222H200ZM260 223V222H259ZM261 223H260V225H261ZM141 224V223H140ZM149 224V223H148ZM159 224H160V226H161V222H159ZM170 223H168V225H171ZM204 225H205V231L207 232V234H211L212 236L214 235V234H217L216 232H215V227H216V229H218V227L220 226V225H218L217 224V222H216V218L215 217H213V219L211 218V220H208V221H205L204 223H203ZM203 224H201L202 226H203ZM242 224V223H241ZM138 225V224H137ZM173 225H175V224H173ZM197 225H199V224H197ZM238 225V224H237ZM242 225H244V224H242ZM249 225V224H248ZM247 225V226H248ZM253 225H254V223L252 224V227H253ZM259 225V226H260ZM142 226V225H141ZM148 226V225H147ZM172 226V225H171ZM171 226H169V228L171 227ZM233 226V225H232ZM246 226V227H247ZM192 227V226H191ZM197 227H199V226H197ZM204 227V226H203ZM234 227V226H233ZM238 227V226H237ZM149 228V227H148ZM168 228V227H167ZM175 228V227H174ZM248 228V227H247ZM254 228V227H253ZM253 228H251V225H250V229H253ZM172 229H173V227H172ZM171 229V230H172ZM249 229V228H248ZM247 229V230H248ZM137 230H138V228H137ZM174 230V229H173ZM173 230H172V232H173ZM198 230V229H197ZM203 229H201V231H202ZM214 230V231H213ZM239 230V229H238ZM241 230V229H240ZM258 230V229H257ZM259 230V231H260ZM85 231V230H84ZM136 231V230H135ZM151 231V230H150ZM167 231V230H166ZM188 231V232H187ZM217 231V230H216ZM242 231H243V229H242ZM245 231V230H244ZM82 232H83V230H81L80 229V231H79V233H77V234H75L74 236H75V238H74V242H75V240H76V238L79 236V235H82ZM140 232H141V230H140ZM139 232V233H140ZM149 232V231H148ZM172 232H170L171 234H172ZM204 232V231H203ZM206 232H204V233H206ZM250 232H252V231H250ZM137 233H138V231H137ZM136 233V234H137ZM138 233V234H139ZM145 233H146V228H145ZM175 233V232H174ZM179 233V232H178ZM191 233V234H190ZM199 233H200V229H199ZM198 233V234H199ZM202 233V232H201ZM246 233V232H245ZM249 232H247V234H248ZM256 233H258L257 231H256ZM60 234V233H59ZM134 234H135V232H134ZM151 234V233H150ZM181 234V233H180ZM147 235H148V233H147ZM173 235H175V234H173ZM172 235V236H173ZM197 235V234H196ZM200 235V234H199ZM152 236V235H151ZM169 236V235H168ZM176 236V235H175ZM180 235H178V237H179ZM205 236H207V240H208V235H206L205 234ZM250 236V235H249ZM61 237V238H60ZM84 237V236H83ZM196 237V236H195ZM251 237V236H250ZM65 238V237H64ZM86 238H88V237H86ZM147 238V237H146ZM151 238V237H150ZM176 239H177V236L175 237ZM174 238V239H175ZM181 238V239H182ZM197 239L196 240H199L200 239V237H199V239H198V236L196 237ZM219 237H216V239H217V241L218 240H220V239H218ZM255 238V237H254ZM153 239H154V237H153ZM175 239V240H176ZM184 239V238H183ZM209 239H211V237L209 236ZM44 240V241H43ZM98 240V239H97ZM237 240H238V238H237ZM249 240V239H248ZM89 241V240H88ZM184 240H182V242H183ZM201 241H203V240H201ZM240 241V240H239ZM246 241V240H245ZM0 242H2V239H1V241ZM4 242V241H3ZM5 242H7V241H5ZM41 242V241H40ZM178 242V241H177ZM209 242H210V240H209ZM209 242H206V244L207 243H209ZM65 243V242H64ZM90 243H92V241L90 242ZM168 243H169V241H168ZM187 243V242H186ZM203 243V242H202ZM211 243V242H210ZM221 243V242H220ZM219 243V244H220ZM231 243V242H230ZM236 242H234V244H235ZM241 243V242H240ZM6 244V243H5ZM53 244V245H52ZM76 244V243H75ZM177 244V243H176ZM181 244V243H180ZM194 244V243H193ZM193 244L191 245V246H193ZM204 244V243H203ZM205 244V245H206ZM227 244V243H226ZM237 244V243H236ZM1 245H3V244H1ZM35 245H33L32 247H34ZM174 245H175V243H174ZM184 245V244H183ZM187 245V244H186ZM195 245V244H194ZM197 245V244H196ZM198 245H199V243H198ZM241 245V244H240ZM4 246H6V245H4ZM74 246V245H73ZM171 246H172V244H171ZM176 246V245H175ZM178 246V245H177ZM176 246V247H177ZM204 246V245H203ZM207 246H208V244H207ZM62 247V246H61ZM67 247V246H66ZM174 247V246H173ZM179 247H182V246H179ZM184 247H186V246H184ZM236 247V246H235ZM235 247H233L234 249H236V250H234V249H232V247H231V251H233L234 250V252L235 251H237V252H239L237 249H240V252H243V251H245V247H244V249H243V251H242V248H235ZM240 247V246H239ZM1 248V247H0ZM73 248H75V246L73 247ZM190 248H192V249H194L195 247H190ZM189 247H188V249H187V247H186V249L187 250H189L190 249ZM200 248V247H199ZM204 248V247H203ZM217 248V247H216ZM80 249V248H79ZM190 250V251H193V250ZM201 249H202V247H201ZM219 249V248H218ZM176 250H179V248H177ZM186 250V251H187ZM247 250V249H246ZM79 251V250H78ZM142 251V250H141ZM152 251V250H151ZM180 251H181V248H180ZM185 251V252H186ZM202 251V250H201ZM203 251H205V250H203ZM224 251V250H223ZM255 251H256V253H258V255L257 254H255L254 255V253H255ZM80 252V251H79ZM174 252H176V251H174ZM178 252V251H177ZM184 252V251H183ZM183 252L181 251V252H178V254H183ZM185 252H184V254H185ZM189 252V251H188ZM187 252V253H188ZM194 252H195V250H194ZM220 252H221V250H220ZM239 252V253H240ZM192 253V252H191ZM219 253V252H218ZM247 253V252H246ZM174 254V253H173ZM173 254H172V258L175 256L176 258L177 257H179L178 258V261L176 260V262L178 263L179 261V263L178 264H182V262H184V259H185V264H188V262L189 261H186V260H188V259H186L185 257H184V254H183V256H179L178 254H175L174 256H173ZM194 255H195V253H193ZM203 254H205L204 252H203ZM203 254H201V255H203ZM208 254H209V252H208ZM248 254V255H249ZM178 255V256H177ZM186 255H188V257H191V256H189V254H186ZM194 255H192L193 257H194ZM197 255H199L200 256V253H197ZM210 255V254H209ZM226 255V254H225ZM224 255V256H225ZM227 255H228V253H227ZM196 256V255H195ZM244 256H245V253H244ZM151 257H152V255H151ZM180 257H184V258H182V260H180ZM221 259H219V258H217L218 259V264H223L224 263V261H223V259H225V258H223V256L221 257V256H219ZM226 257H228V256H226ZM245 257H247V256H245ZM198 257L196 256V259H197ZM201 257H199V259H200ZM203 258V257H202ZM200 259V260H203V259ZM223 258V259H222ZM241 258H244L243 257V255H242V257L240 256L239 257V255H238V253H236L235 252V254L233 253V255H232V262H230V263H227V264H242V263H239V262H242L241 261ZM175 259V258H174ZM193 260H191V261H194V258H192ZM195 259V260H196ZM205 260L204 261H208L207 259V257L206 258H204ZM240 259V260H239ZM83 260V264H88L87 263V261H86V259L85 258H83L82 259ZM243 260V259H242ZM182 261V262H181ZM198 261V260H197ZM223 261V263H220V262H222ZM148 261H147V253H145V254H143V255H138L137 257H136V260H135V262H133L132 264H148L147 263ZM199 262V261H198ZM200 262H202V261H200ZM199 262V264H206V262L205 263H200ZM209 262H210V260H209ZM154 263H156V262H154ZM173 263V262H172ZM183 263V264H184ZM189 263H191V262H189ZM193 263V262H192ZM150 264H152V263H150ZM158 264V263H157ZM167 264V263H166ZM173 264H175V263H173ZM194 264V263H193ZM195 264H198L197 262L195 263ZM225 264V263H224ZM256 264V263H255Z\"/></svg>",
  "mask_w": 264,
  "mask_h": 264
},
{
  "label": "crops",
  "instance_id": "3",
  "mask_svg": "<svg viewBox=\"0 0 264 264\" xmlns=\"http://www.w3.org/2000/svg\"><path fill=\"white\" fill-rule=\"evenodd\" d=\"M80 16L81 9L75 6L73 0H0V69L3 70L13 61L21 59L19 45L15 37L12 36L13 30L17 29L25 38V45L33 60L32 72L36 78L37 72L41 70L39 41L44 30H49L52 26H59L64 22H72L79 19ZM45 90L48 92V96L44 100L36 102L37 104L35 103L32 110L34 114L48 116L43 131L47 141L42 147V154L37 159L39 168L29 174L26 169L22 170L18 166L6 162L4 158H0V183L2 180L8 181V187L12 188L11 191L20 197L33 191L39 181L51 176L52 172L44 170L42 167L47 164L48 158L55 153L65 156L76 152L80 147L91 144L103 133L101 125L76 112L71 106L70 100L64 104L52 88ZM65 201L66 206L75 217L73 233L77 234L80 229L83 230L82 235L76 238L75 243L88 264H132L134 262L133 252L135 249H131L134 245L131 243L133 240L122 245L116 244L111 239L109 241V244L112 245L111 251L101 239L102 237L96 234L99 229L107 235V232L102 230L104 226L100 228L98 223L102 220L103 212L116 206L113 198L109 197L95 204L86 193H78ZM79 205L85 208L84 212L74 214L73 211ZM91 241L92 243H90Z\"/></svg>",
  "mask_w": 264,
  "mask_h": 264
},
{
  "label": "built area",
  "instance_id": "4",
  "mask_svg": "<svg viewBox=\"0 0 264 264\" xmlns=\"http://www.w3.org/2000/svg\"><path fill=\"white\" fill-rule=\"evenodd\" d=\"M251 114H249L248 111H241L238 113H229L222 115L218 121L216 130L220 134V131L222 129H230V128H236V125H239V123H249V119H251Z\"/></svg>",
  "mask_w": 264,
  "mask_h": 264
}]
</instances>
